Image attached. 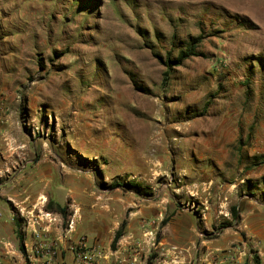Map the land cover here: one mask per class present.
Returning a JSON list of instances; mask_svg holds the SVG:
<instances>
[{"label": "rangeland", "instance_id": "rangeland-1", "mask_svg": "<svg viewBox=\"0 0 264 264\" xmlns=\"http://www.w3.org/2000/svg\"><path fill=\"white\" fill-rule=\"evenodd\" d=\"M0 223L264 264V0H0Z\"/></svg>", "mask_w": 264, "mask_h": 264}, {"label": "built area", "instance_id": "built-area-1", "mask_svg": "<svg viewBox=\"0 0 264 264\" xmlns=\"http://www.w3.org/2000/svg\"><path fill=\"white\" fill-rule=\"evenodd\" d=\"M25 247L30 260L46 258L47 264H53L55 257L65 251L71 253L73 264H101L98 248L91 244L85 235L70 240L69 244L64 246L61 237H52L48 233L35 231L30 245L25 243ZM0 264H3L1 259Z\"/></svg>", "mask_w": 264, "mask_h": 264}, {"label": "crops", "instance_id": "crops-1", "mask_svg": "<svg viewBox=\"0 0 264 264\" xmlns=\"http://www.w3.org/2000/svg\"><path fill=\"white\" fill-rule=\"evenodd\" d=\"M4 224L0 223V259L3 264H24V257L28 260V264H47L46 258H36L30 260L27 256V251L25 254L21 251L20 245L18 244L16 238L12 239V235L8 232H4ZM10 239V240H7ZM26 243L30 245L31 238H26ZM70 239L61 237V242L64 246L69 244ZM5 243V245H3ZM11 245V246H10ZM26 249V248H25ZM138 251H125L124 254L118 261L110 260L109 255H102L101 253V264H144ZM53 264H73V257L70 252L65 251L59 254L52 261Z\"/></svg>", "mask_w": 264, "mask_h": 264}, {"label": "trees", "instance_id": "trees-1", "mask_svg": "<svg viewBox=\"0 0 264 264\" xmlns=\"http://www.w3.org/2000/svg\"><path fill=\"white\" fill-rule=\"evenodd\" d=\"M203 40V36L202 35H198L195 37H191L190 41L186 44V47L182 50L179 51L178 55L172 56L170 53H168L167 55H162L160 53H154L155 57H157L160 62L166 66V70L164 72V77H163V81L166 83L168 81V78L170 76L171 71L179 65H182L183 62L190 58L191 56H199V55H203V53H201L200 51H198V47L200 45V43ZM49 208L53 207L50 205ZM58 208L62 211L65 212V208L62 206H58ZM234 212L235 214L238 216V208H234ZM167 221V219L165 220V222ZM125 221L123 222V226L121 227V229L118 230L116 237L112 243V246L115 248L118 241L120 240V238L123 236L124 234V226H125ZM20 238V248L21 251L25 254L26 251V247H25V237L23 236V234H20L19 236Z\"/></svg>", "mask_w": 264, "mask_h": 264}]
</instances>
